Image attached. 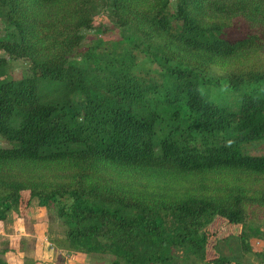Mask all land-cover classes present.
Wrapping results in <instances>:
<instances>
[{"label": "trees", "instance_id": "1", "mask_svg": "<svg viewBox=\"0 0 264 264\" xmlns=\"http://www.w3.org/2000/svg\"><path fill=\"white\" fill-rule=\"evenodd\" d=\"M101 16L121 39L74 55L109 30ZM0 21V222L39 206L61 219V252L230 264L221 217L264 264V154L246 151L264 141V0H0ZM3 54L31 72L11 76ZM1 244L0 264L27 247Z\"/></svg>", "mask_w": 264, "mask_h": 264}, {"label": "rangeland", "instance_id": "2", "mask_svg": "<svg viewBox=\"0 0 264 264\" xmlns=\"http://www.w3.org/2000/svg\"><path fill=\"white\" fill-rule=\"evenodd\" d=\"M96 24H103V28H109L104 34H98L89 32L88 39L84 44L74 51V55L80 56L84 54L91 46V41L97 37H103L106 40H120L121 36L115 23L111 20H107L105 16H101L96 19ZM239 27V26H238ZM0 28H2L0 21ZM247 27L235 28L228 32V35L232 38L246 36ZM9 61L8 71L10 75L20 79L22 76L31 72L29 70V63L26 60L10 59L6 54H3ZM150 67H156L153 64H148ZM214 97L223 104L232 103V98L228 97L222 92H214ZM237 108V107H236ZM0 147H10V143L0 136ZM248 153L253 155L264 154V141L254 142L247 145ZM256 188H263L258 182H256ZM30 214V212H29ZM28 217H21L17 213L12 215L5 221L0 222V245L3 240L24 238L27 241V247L25 251L17 250L6 254V260L10 264H24L25 258L29 256L32 258L33 264H111V258L98 254H84L79 257H74L75 253L61 252L53 245L52 239L63 235V227L61 219L58 218L56 211L46 210V208L37 207L33 213ZM241 226L231 225L227 220L216 217L209 229L214 232L218 239L228 238L227 242H222L221 248L225 254H227L233 262L230 264H260L255 257L246 256L241 248L240 241L236 234L239 233ZM264 230V223L262 225ZM233 236V237H230ZM43 240V246L41 244ZM252 244L255 250L264 253V237L252 238ZM49 246V247H48ZM57 253H55V251ZM58 252H60L58 254ZM28 258V261H29Z\"/></svg>", "mask_w": 264, "mask_h": 264}, {"label": "crops", "instance_id": "3", "mask_svg": "<svg viewBox=\"0 0 264 264\" xmlns=\"http://www.w3.org/2000/svg\"><path fill=\"white\" fill-rule=\"evenodd\" d=\"M37 207L35 206L34 208H33V210H31V213H33L34 212V210L36 209ZM31 217V216H30ZM21 237H19V238H14V239H20ZM41 244H42V246H43V240H41ZM49 247V246H48ZM17 250L19 251V247L17 248ZM55 251V250H54ZM58 251H60L59 249H58ZM15 253V252H14ZM55 253H57V251H55ZM60 252H58V254H59ZM74 255V257H79V256H81V255H84V254H73Z\"/></svg>", "mask_w": 264, "mask_h": 264}]
</instances>
